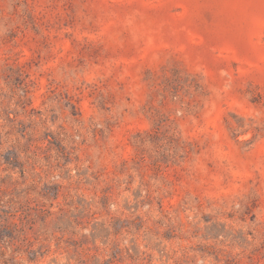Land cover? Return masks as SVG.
<instances>
[{
    "label": "rangeland",
    "instance_id": "obj_1",
    "mask_svg": "<svg viewBox=\"0 0 264 264\" xmlns=\"http://www.w3.org/2000/svg\"><path fill=\"white\" fill-rule=\"evenodd\" d=\"M0 264H264V0H0Z\"/></svg>",
    "mask_w": 264,
    "mask_h": 264
}]
</instances>
